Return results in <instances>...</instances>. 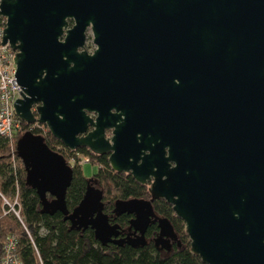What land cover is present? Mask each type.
I'll list each match as a JSON object with an SVG mask.
<instances>
[{
    "label": "water",
    "instance_id": "water-1",
    "mask_svg": "<svg viewBox=\"0 0 264 264\" xmlns=\"http://www.w3.org/2000/svg\"><path fill=\"white\" fill-rule=\"evenodd\" d=\"M0 13L23 89L17 115L151 183V199L115 201V214L134 215L121 239L103 190L89 184L68 209L73 167L27 130L17 153L42 212L93 228L103 245L144 246L155 220L168 248L175 228L153 205L163 198L204 263L264 264V0H1Z\"/></svg>",
    "mask_w": 264,
    "mask_h": 264
},
{
    "label": "trees",
    "instance_id": "trees-1",
    "mask_svg": "<svg viewBox=\"0 0 264 264\" xmlns=\"http://www.w3.org/2000/svg\"><path fill=\"white\" fill-rule=\"evenodd\" d=\"M70 22L73 23L72 20ZM22 123V132L31 130L43 135L47 144L63 154L67 161L76 154L66 151L50 130L43 134L41 128L32 127L25 121ZM21 133L12 142L0 139V193L11 199H15L18 193L21 214L20 219L12 211L8 213L9 206L3 205L0 194V258L9 237L14 236L21 264H206L192 251L185 222L164 199L156 200L155 207L173 222L182 239L180 246L168 252L160 251L153 243L138 247L115 243L103 245L95 237L93 228H72L71 222L60 211L54 214L42 212L40 197L34 188L26 184V169L17 153V140ZM76 151L88 154L100 169L88 178L83 173L82 165L73 166L74 176L66 195L70 211L80 203L88 185H95V182L104 192L102 201L105 212L113 210L117 199L150 197L148 185L139 183L132 174L115 171L106 157L86 147ZM48 196L52 199L51 195ZM126 215L121 220L127 221ZM157 229V225L151 226V232Z\"/></svg>",
    "mask_w": 264,
    "mask_h": 264
},
{
    "label": "built area",
    "instance_id": "built-area-1",
    "mask_svg": "<svg viewBox=\"0 0 264 264\" xmlns=\"http://www.w3.org/2000/svg\"><path fill=\"white\" fill-rule=\"evenodd\" d=\"M1 3V0H0ZM7 26V19L0 13V138H4L10 142L23 130V123L15 110V100L17 97L22 98V86L16 77L17 63L15 61L16 51L9 43H2L4 28ZM32 127H39L43 130V134L49 130L46 124L35 123ZM61 146H59L60 148ZM66 151L75 152L69 157V163L72 165H83L85 162H92V158L88 154L68 149L63 145ZM1 194V193H0ZM3 205L9 206L7 212H13L21 219L20 203L18 201V193L15 199L7 198L3 194ZM15 237L10 236L4 247V253L0 258V264H21L20 257L17 253V245Z\"/></svg>",
    "mask_w": 264,
    "mask_h": 264
},
{
    "label": "flooded vegetation",
    "instance_id": "flooded-vegetation-1",
    "mask_svg": "<svg viewBox=\"0 0 264 264\" xmlns=\"http://www.w3.org/2000/svg\"><path fill=\"white\" fill-rule=\"evenodd\" d=\"M90 130L92 129V128H89ZM106 132H107V137H110L111 135H112V130L111 129H107L106 130ZM63 144V143H62ZM64 145V144H63ZM65 146V145H64ZM66 147V146H65ZM69 149V148H68ZM79 149V148H78ZM96 154V153H95ZM97 155H99V156H104V157H106L108 160H109V156H110V153H106V154H97ZM93 161V160H92ZM70 164V163H69ZM72 167L74 166V165H72V164H70ZM116 171V170H115ZM124 173H126V174H131V173H127V172H124ZM133 176V175H132ZM134 177V176H133ZM96 184H98L97 182H95ZM140 183V182H139ZM96 184L95 185H93V186H95L96 188H99V187H97L96 186ZM141 184H143V183H141ZM146 185H148L149 186V188H150V185H151V183H149V184H146ZM100 189V188H99ZM129 198H134V197H129ZM129 198H127V199H129ZM139 198H146V199H151V196L150 197H139ZM160 199H163V198H159V199H154L153 200V205H154V208H155V211H156V214L157 215H159V216H161V217H166V218H168L167 216H164V215H162L160 212H158V210L156 209V207H155V204H154V202L156 201V200H160ZM118 200V199H117ZM165 200V199H164ZM104 209H105V207H104ZM103 209V210H104ZM114 209H115V203H114V208H113V210L111 211V212H105V210H104V212L109 216V219H110V222L112 223V224H119L120 226H121V233H120V235H119V237L121 238V239H124V238H126V236L130 233L131 235L133 234V232H134V228H131V220H132V218L134 217V215H132V214H129V213H122V214H120V215H117V214H115V212H114ZM175 212V211H174ZM127 214V215H126ZM124 215H126L127 216V221L126 220H121L122 219V217L124 216ZM169 219V218H168ZM170 220V219H169ZM155 220H153L152 222H151V224L149 225V227H148V229H147V232H146V237H147V242H146V244L145 245H148V244H154L160 251H162V252H168V251H170V250H172L175 246H180V244H181V234L178 232V230H177V228H176V226H174V224H173V222L171 221V223H172V225L174 226V228H175V231H176V234H177V236H176V238L175 239H170V241H169V247L168 248H166V247H163V244H156V241H157V238L159 237L158 235H159V233H160V227H159V223H158V221H156V222H154ZM153 224H155V225H157L158 226V229L157 230H155V231H152L151 232V226L153 225ZM150 232V233H149ZM152 235V236H151ZM125 244H128V243H125Z\"/></svg>",
    "mask_w": 264,
    "mask_h": 264
},
{
    "label": "rangeland",
    "instance_id": "rangeland-1",
    "mask_svg": "<svg viewBox=\"0 0 264 264\" xmlns=\"http://www.w3.org/2000/svg\"><path fill=\"white\" fill-rule=\"evenodd\" d=\"M97 47V45L93 41V32L91 28L88 29L87 32V41H86V49L89 50L90 52H93V50ZM24 131V130H22ZM21 133V132H20ZM19 133V134H20ZM23 133V132H22ZM21 133V134H22ZM99 164L95 162L94 160L92 162H85L82 165V170L84 175H86L88 178H91L94 174L99 172ZM98 187V186H97ZM19 255V254H18Z\"/></svg>",
    "mask_w": 264,
    "mask_h": 264
},
{
    "label": "bare ground",
    "instance_id": "bare-ground-1",
    "mask_svg": "<svg viewBox=\"0 0 264 264\" xmlns=\"http://www.w3.org/2000/svg\"><path fill=\"white\" fill-rule=\"evenodd\" d=\"M21 119V118H20ZM22 120V119H21ZM23 121V120H22ZM35 123H37V122H35ZM35 123H32V124H30L31 126L33 125V124H35ZM40 123V122H39ZM42 124H44V123H42ZM0 139H4V138H0ZM68 163H69V161H68Z\"/></svg>",
    "mask_w": 264,
    "mask_h": 264
}]
</instances>
